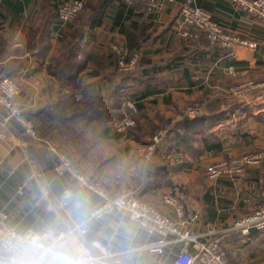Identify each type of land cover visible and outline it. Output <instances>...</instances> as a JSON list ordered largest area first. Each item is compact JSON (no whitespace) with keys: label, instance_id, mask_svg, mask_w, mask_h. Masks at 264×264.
Returning <instances> with one entry per match:
<instances>
[{"label":"crops","instance_id":"0c3cea01","mask_svg":"<svg viewBox=\"0 0 264 264\" xmlns=\"http://www.w3.org/2000/svg\"><path fill=\"white\" fill-rule=\"evenodd\" d=\"M61 1L0 0V73L18 82L14 101L37 133H23L0 105V209L10 223L31 227L56 214L67 218L71 205L61 208L59 200L71 186L88 220L87 238L98 245L93 253L104 248L123 264H173L180 249L195 252L198 243L216 238L231 264H264V230L232 228L264 201V155L237 174L208 179L205 173L212 162L264 154V22L226 0H190L224 32L255 43L229 49L209 46L203 36H179L184 0L154 12L123 0H83V13L66 24L55 15ZM114 44L139 54L132 70H117ZM127 100L135 103L136 124L118 132L106 122L123 117ZM192 103L199 106L194 115L186 112ZM158 128L166 132L145 155ZM52 147L110 192L132 187L196 241L168 244L156 255L142 248L153 236L123 211L91 217L99 197L54 171ZM168 194L183 203V218L164 202Z\"/></svg>","mask_w":264,"mask_h":264},{"label":"built area","instance_id":"2783aa9c","mask_svg":"<svg viewBox=\"0 0 264 264\" xmlns=\"http://www.w3.org/2000/svg\"><path fill=\"white\" fill-rule=\"evenodd\" d=\"M124 3L138 6L146 12H154L164 2L174 0H123ZM235 8L243 11L258 21L264 22V0H226ZM85 3L83 0H63L56 8V18L63 24L73 21L79 14L83 13ZM86 16H88L86 14ZM177 32L183 39H196L203 36L209 46H221L233 49L238 45L249 47L255 43L237 35L228 34L216 23L209 12L191 5L190 0H184L179 6L177 18ZM112 51L116 57L118 68L123 71L132 70L139 59V54L131 51L123 45H112ZM230 58L234 57L231 52ZM228 71H232V66H227ZM241 86H236L234 91H238ZM20 92V87L16 79L10 75L0 73V105L4 108L8 117L18 121L23 133L37 138L36 128L33 120L26 117L22 110L16 105L14 97ZM126 112L122 118L110 120L106 123L118 132H125L134 126L132 114L136 112L135 103L131 100L125 102ZM197 108L188 107L186 112L195 114ZM165 129L158 130L152 137L149 151H153L159 140L165 134ZM52 150L55 151L52 147ZM148 152L147 155H150ZM57 158L54 171L58 174H69L76 182L86 187L99 197V201L91 211L93 218L102 217L112 211L120 210L126 213L127 217L135 223L148 236L153 238L146 241L142 246L149 253L162 255L168 244L175 242H195L196 236L187 230H182L178 221L159 211L154 205L136 197L132 187H124L117 192H110L99 179L86 176L80 166L75 163L72 157L65 151H55ZM262 151L248 152L235 156L230 160H223L209 165L206 169L208 179H215L221 175L237 174L242 171L243 166L256 164L263 157ZM5 172L10 173V169L5 168ZM18 193H22L19 188ZM74 197V190L71 186L65 187L60 196L59 206L67 208V197ZM164 202L171 206L177 217L183 218L184 206L181 200L171 194L164 196ZM13 226L8 214L0 209V227ZM233 229L246 233L250 229L264 230V203L256 207L252 212L237 218L232 226ZM100 261V264H123L115 257V253L108 252L104 248L93 253ZM173 264H231L224 246L219 239H209L198 243L195 252H190L184 248L180 249L173 256Z\"/></svg>","mask_w":264,"mask_h":264},{"label":"clouds","instance_id":"9594fccd","mask_svg":"<svg viewBox=\"0 0 264 264\" xmlns=\"http://www.w3.org/2000/svg\"><path fill=\"white\" fill-rule=\"evenodd\" d=\"M66 203L67 218L56 214L36 226L0 227V264H100L82 202L69 196Z\"/></svg>","mask_w":264,"mask_h":264},{"label":"rangeland","instance_id":"374dc122","mask_svg":"<svg viewBox=\"0 0 264 264\" xmlns=\"http://www.w3.org/2000/svg\"><path fill=\"white\" fill-rule=\"evenodd\" d=\"M137 65V64H136ZM116 68H117V70L119 71V72H127V71H123V70H120L119 68H118V64H117V62H116ZM128 71H130V70H128ZM188 107H196L197 109H198V103H195V104H190V105H187L186 106V108H188ZM198 111V110H197ZM126 112V111H125ZM132 117H133V119H134V126H132V127H130V128H128V130H132L134 127H135V124H136V121H135V113L134 114H132ZM160 129H162V128H160ZM159 128L151 135V138H150V142H149V144L147 145V147H146V150H145V155H147L148 154V152H151V151H149V148H150V145H151V142H152V137L155 135V133L158 131V130H160ZM128 130H126L125 132H127ZM258 151H261V150H258ZM231 158H233V157H231ZM231 158H229V159H224L225 161H227V160H230ZM262 159H263V157H262ZM262 159L258 162V163H256V164H259L261 161H262ZM221 161H223V160H221ZM217 162H220V161H217ZM217 162H212V163H210L209 165H211V164H213V163H217ZM208 165V166H209ZM207 166V167H208ZM245 166H243V168H244ZM243 168H242V170H243ZM206 173V176H207V171L205 172ZM240 173V172H239ZM208 178V177H207ZM264 194V193H263ZM263 203H264V201H262ZM262 202L261 203H259V204H257V206L256 207H258L259 205H261L262 204ZM255 207V208H256ZM254 208V209H255ZM243 216V215H242Z\"/></svg>","mask_w":264,"mask_h":264},{"label":"trees","instance_id":"16d2710c","mask_svg":"<svg viewBox=\"0 0 264 264\" xmlns=\"http://www.w3.org/2000/svg\"><path fill=\"white\" fill-rule=\"evenodd\" d=\"M139 60V59H138Z\"/></svg>","mask_w":264,"mask_h":264}]
</instances>
